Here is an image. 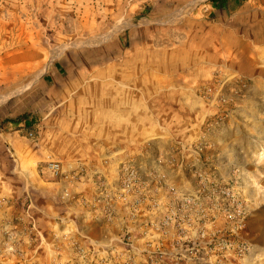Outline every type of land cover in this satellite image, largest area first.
<instances>
[{
    "label": "rangeland",
    "instance_id": "obj_1",
    "mask_svg": "<svg viewBox=\"0 0 264 264\" xmlns=\"http://www.w3.org/2000/svg\"><path fill=\"white\" fill-rule=\"evenodd\" d=\"M54 61L64 63L69 83H135L137 101L151 104L153 120L166 127L177 119L195 131L151 141L146 155L122 164L139 175L118 197L115 236L103 248H83L84 238L63 233V226L52 234L19 226V211L31 205L24 197L38 195L34 179L49 180L42 173L47 163L62 166L43 161L31 175L23 164L34 167L32 155L62 146L52 145L58 133L47 129L37 141L34 129L20 131L9 121L29 114L26 83L33 80L40 123L55 95L53 83L38 85L33 77ZM113 66L115 74L106 72ZM90 131L73 121L59 132L71 137L69 151L84 153ZM194 147L203 148L199 161L209 163L204 168L219 187H240L248 214L242 230L225 232L221 197L206 208L190 171ZM66 174L90 176H52ZM263 179L264 0H0V264H264Z\"/></svg>",
    "mask_w": 264,
    "mask_h": 264
},
{
    "label": "crops",
    "instance_id": "obj_2",
    "mask_svg": "<svg viewBox=\"0 0 264 264\" xmlns=\"http://www.w3.org/2000/svg\"><path fill=\"white\" fill-rule=\"evenodd\" d=\"M168 57L172 58L173 53ZM195 59L196 62L199 61L200 56H196ZM63 64L62 61L47 63L42 73L39 74L40 71L37 70L36 73L39 75L33 77L38 85L53 83L55 95L54 98H47L50 109L39 124L35 121L39 111V96L34 91V81L26 83L28 84L26 87L31 90L32 100L24 110H28V117L17 125L20 131L22 128L34 129L37 141L47 129L54 137H57L58 133V140L53 141L52 145H60L62 149L45 155L35 153L32 155L35 159L34 167L23 165L31 175L34 173L38 175L37 164L43 161H59L64 171L84 170L90 176L75 179L66 174L65 178L55 179L51 173L43 170L44 175L50 176L49 180L34 179L38 185V195L31 193L29 199L24 197V201L29 200L31 205L27 206L26 210L19 211L24 222L19 226L40 234L44 232L52 234L53 228L63 226V233L70 232L80 239L84 238L83 248H103L115 236V209L119 211L121 205V199H118L121 165L128 160H139L140 156L146 155L151 141L162 138L183 139L191 137L195 131L184 130L177 119L175 123L170 121V126L166 127L163 126V122L153 120L151 104H147L146 100L143 103L137 101L135 83L107 81L79 85L69 83L62 77L61 70H65ZM144 67L149 68L146 64ZM116 71L114 66L106 69V72L111 74H115ZM134 71L129 70L128 74ZM177 71L176 69L175 72ZM40 79L42 82L39 83ZM68 90L79 91L77 97L71 100L61 99ZM71 106L75 108L71 110ZM73 121L88 124L91 130L87 140L90 145L89 151L84 153L80 150L69 151L67 147L70 146H65L66 143L71 144L72 139L59 131L65 129L66 123ZM93 171L98 173L97 177L92 176ZM262 184L264 185V179ZM65 191L68 192V197L64 194Z\"/></svg>",
    "mask_w": 264,
    "mask_h": 264
},
{
    "label": "built area",
    "instance_id": "obj_3",
    "mask_svg": "<svg viewBox=\"0 0 264 264\" xmlns=\"http://www.w3.org/2000/svg\"><path fill=\"white\" fill-rule=\"evenodd\" d=\"M30 137L32 135H29ZM182 149V148H180ZM193 153L197 155V161L190 165V171L192 174L196 176L197 184L200 185V191L202 195V199L207 203L206 208L214 209V197L218 196L222 198V203L219 206V211L223 214L227 222V228L225 232L235 231L238 232L245 227V220L248 216L246 213V205L244 201L241 199V189L237 186H228L230 183H226L224 187H219L218 182L215 179H211L209 174H207L205 166H208L209 163L206 165L199 160L202 157V150L201 147H194L190 149ZM177 168H181L183 164L175 165ZM46 171L51 173L53 176H59L62 173V167L59 163H47L45 168ZM121 175L122 180H120V196L123 193L129 192V185L131 181H134L139 175L138 170L134 167L133 164H126L121 166ZM228 181H231L229 179ZM227 181V182H228ZM199 192V191H198ZM67 197L69 196L68 193L65 194Z\"/></svg>",
    "mask_w": 264,
    "mask_h": 264
},
{
    "label": "trees",
    "instance_id": "obj_4",
    "mask_svg": "<svg viewBox=\"0 0 264 264\" xmlns=\"http://www.w3.org/2000/svg\"><path fill=\"white\" fill-rule=\"evenodd\" d=\"M214 4L218 3V2H226V0H211ZM243 1V0H241ZM28 117V114L26 112L22 113L21 115H19L18 117L11 119L9 121V123L11 124H15L18 125L21 122H23L24 120H26V118Z\"/></svg>",
    "mask_w": 264,
    "mask_h": 264
},
{
    "label": "bare ground",
    "instance_id": "obj_5",
    "mask_svg": "<svg viewBox=\"0 0 264 264\" xmlns=\"http://www.w3.org/2000/svg\"><path fill=\"white\" fill-rule=\"evenodd\" d=\"M262 28V27H261ZM260 36H261V33H260ZM259 38V37H258ZM258 40V39H257Z\"/></svg>",
    "mask_w": 264,
    "mask_h": 264
}]
</instances>
